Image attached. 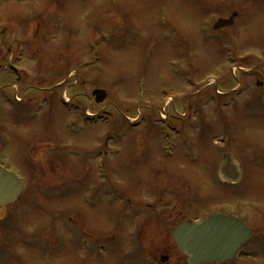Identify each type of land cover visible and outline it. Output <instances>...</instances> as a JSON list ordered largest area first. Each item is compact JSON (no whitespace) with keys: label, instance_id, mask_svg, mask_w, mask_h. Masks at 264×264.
Segmentation results:
<instances>
[{"label":"rangeland","instance_id":"1","mask_svg":"<svg viewBox=\"0 0 264 264\" xmlns=\"http://www.w3.org/2000/svg\"><path fill=\"white\" fill-rule=\"evenodd\" d=\"M234 11L236 25L208 38ZM19 43L32 77L0 87L30 98L0 113V163L26 192L0 208V264H187L175 226L215 213L258 235L230 264H264V0H0V59ZM64 91L112 125L66 110Z\"/></svg>","mask_w":264,"mask_h":264},{"label":"water","instance_id":"2","mask_svg":"<svg viewBox=\"0 0 264 264\" xmlns=\"http://www.w3.org/2000/svg\"><path fill=\"white\" fill-rule=\"evenodd\" d=\"M236 15L234 13L228 20H219L214 28L219 29L233 24ZM93 95L98 103L107 98L105 90H95ZM225 158L226 166L222 168L223 173L230 179L238 178V172L231 163V157L226 155ZM21 189L20 179L0 166V206H7L15 202ZM247 235H249V231L238 219L216 215L201 223L179 224L173 233V239L180 252L188 257V264L225 263L232 259L245 243ZM168 259L167 256L161 257L162 262H167Z\"/></svg>","mask_w":264,"mask_h":264},{"label":"flooded vegetation","instance_id":"3","mask_svg":"<svg viewBox=\"0 0 264 264\" xmlns=\"http://www.w3.org/2000/svg\"><path fill=\"white\" fill-rule=\"evenodd\" d=\"M224 30L225 29H222L219 32L222 34L224 32ZM37 33L38 32L35 31L34 34H37ZM20 44H22V43H20ZM22 74L25 76L24 77L25 79H23V75ZM0 76H2V78H4V79L8 76L9 80H11L10 83H13L15 81L21 82V83L27 81V79H26L27 76L24 74L23 68L21 69L17 64H15L13 58H9L8 59L5 56L0 59ZM30 76H32V71H31V75ZM56 76H62V82H63L67 78L68 72L66 73V72L62 71L59 74L57 73ZM10 83L2 85L0 87V92L2 94L6 95V94L11 93L10 92V87H9ZM15 83L11 84L12 88L15 86ZM26 93H27V91H26ZM41 97H43V96H41ZM29 98H30V96L27 95V98H22L19 101V103H20L19 104L20 105L19 106V110H20L21 113L23 112L24 107L27 105V102H28ZM8 103L9 102H5L4 103V107H7ZM38 158H40V157H38ZM40 161H41V163L43 162L41 159H40ZM162 220L163 219H155L154 221H162Z\"/></svg>","mask_w":264,"mask_h":264},{"label":"bare ground","instance_id":"4","mask_svg":"<svg viewBox=\"0 0 264 264\" xmlns=\"http://www.w3.org/2000/svg\"><path fill=\"white\" fill-rule=\"evenodd\" d=\"M23 54H24V52H23ZM23 54H22V56H23ZM22 60V59H21ZM98 64V63H97Z\"/></svg>","mask_w":264,"mask_h":264}]
</instances>
